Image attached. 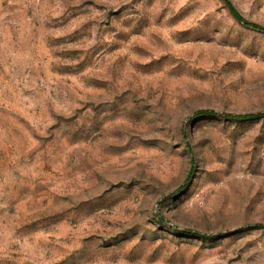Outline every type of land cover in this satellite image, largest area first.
<instances>
[{"label": "rangeland", "instance_id": "rangeland-1", "mask_svg": "<svg viewBox=\"0 0 264 264\" xmlns=\"http://www.w3.org/2000/svg\"><path fill=\"white\" fill-rule=\"evenodd\" d=\"M0 264H264V0H0Z\"/></svg>", "mask_w": 264, "mask_h": 264}, {"label": "trees", "instance_id": "trees-1", "mask_svg": "<svg viewBox=\"0 0 264 264\" xmlns=\"http://www.w3.org/2000/svg\"><path fill=\"white\" fill-rule=\"evenodd\" d=\"M229 8H230V11L235 18L241 19L238 12L231 5H229ZM248 25H250L251 27L256 28V29L260 28V26H258L257 24H254V23H248ZM251 117H253V116H250V115L238 116V118H251Z\"/></svg>", "mask_w": 264, "mask_h": 264}]
</instances>
